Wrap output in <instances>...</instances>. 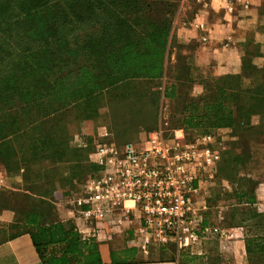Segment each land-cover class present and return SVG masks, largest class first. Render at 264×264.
<instances>
[{
	"label": "rangeland",
	"instance_id": "374dc122",
	"mask_svg": "<svg viewBox=\"0 0 264 264\" xmlns=\"http://www.w3.org/2000/svg\"><path fill=\"white\" fill-rule=\"evenodd\" d=\"M150 1H157L155 19L160 28L155 36L140 42L139 59H133L136 49L129 47L134 54L126 60L124 46L120 52L106 56V65L98 63L92 67L88 62L80 66L77 77L64 76L59 80L56 96L47 98L58 97L65 103L73 100L70 90L78 88L75 98L80 101L74 108L64 105L40 129L28 126L27 136L16 128L22 126L2 128L3 134L13 136L3 149H7V160L16 172L0 183V211L12 213L16 222L28 206L48 212L64 194V198L71 199L79 184L76 186V182L83 181L93 167L90 158L99 134L107 132L119 141H128L147 136L148 129H157L168 138L174 129L193 128L214 133L223 147L213 177L206 182L208 194L203 199L206 208L200 223L218 228V212L230 210L231 225L244 223V228L218 230L193 251L184 249L180 241L179 264H222V254L227 253V257L236 254L237 246L223 243L222 236L232 239L241 233L250 244L248 264H264V257L256 255L264 252V197L257 193L258 185L264 183V83L242 81L239 74L211 76L201 96L191 102L229 104L230 122L211 126L212 118H198L187 124L197 121L196 126L184 125L183 115L191 103L186 101L187 94L192 78L198 77L200 70L187 63L182 51L192 47V43L178 37L173 27L175 21L187 20L193 0ZM205 4L206 0L199 1L201 9ZM256 62V52L252 51L244 60L249 73L255 72ZM87 91L92 96L84 98ZM136 97L139 98L126 103V99ZM40 131L45 136L43 148L35 139ZM18 187L17 192L12 190ZM3 218L5 228L10 218ZM225 263L247 264L245 258L233 257Z\"/></svg>",
	"mask_w": 264,
	"mask_h": 264
},
{
	"label": "crops",
	"instance_id": "0c3cea01",
	"mask_svg": "<svg viewBox=\"0 0 264 264\" xmlns=\"http://www.w3.org/2000/svg\"><path fill=\"white\" fill-rule=\"evenodd\" d=\"M199 1L201 0H193L187 20L181 23L175 21L173 27L178 37L192 43V47L183 48L182 51L186 55L187 63L200 70L199 76L192 78L186 101H196L211 76L239 74L242 81L264 83V0H247L246 5L236 4L232 13H227L224 5L217 0H206L203 9L200 8ZM252 51L256 52L258 58L255 63L256 73L244 72V60ZM155 130L157 129H148L147 132ZM146 137L119 141L109 134L107 139L117 145L126 142L142 145ZM14 174L15 172L7 171L0 161V183ZM205 186L206 183L200 186L198 204H205L203 199L208 194ZM12 190L17 192L20 189L18 187ZM257 193L264 197V183L258 185ZM64 196L65 194L48 212L26 207L21 219L16 222L13 221L12 213L0 211V264L180 263L179 240H172L166 246L152 243L146 251L142 250L139 245L140 237L136 234L139 220L134 210L127 211L119 205L101 217L85 220L83 215H78L72 201ZM217 215L220 219L217 230L225 231L229 228L230 231H241L244 228V223L231 225L230 210H222ZM4 216L10 218L7 219L5 228ZM202 224L203 222L200 223ZM202 226L200 227L205 228ZM209 237L214 235L202 238L200 246L192 248L183 243L186 247L184 249L193 251L195 247H201L202 242ZM222 237L223 243L237 245L234 249L236 254H230L231 257H227V253L222 254V258L219 256L223 260L222 264H226V260L232 257L240 260L245 258L248 264L250 254L246 251V238L243 233L238 238L231 239L228 235ZM258 254L264 257V252L256 255Z\"/></svg>",
	"mask_w": 264,
	"mask_h": 264
},
{
	"label": "trees",
	"instance_id": "16d2710c",
	"mask_svg": "<svg viewBox=\"0 0 264 264\" xmlns=\"http://www.w3.org/2000/svg\"><path fill=\"white\" fill-rule=\"evenodd\" d=\"M155 4L150 0H0V161L7 171L16 172L3 149L13 136L3 134L2 128L22 126L16 128L27 136L28 126L40 129L64 105L74 108L80 101L75 98L78 88L70 90L73 100L65 103L58 97L47 98L56 96L64 76L77 77L80 66L88 62L92 67L106 65V56L124 46L126 60L134 54L129 47L136 49L133 59H139L140 42L155 36L160 28ZM90 96L92 92L87 91L84 98ZM139 97L126 99V103ZM188 106L182 121L186 126H196L197 121L187 124L198 118H212L211 126H224L231 120V107L226 103L191 102ZM35 139L43 148L42 131ZM94 170L91 167L89 174Z\"/></svg>",
	"mask_w": 264,
	"mask_h": 264
},
{
	"label": "built area",
	"instance_id": "2783aa9c",
	"mask_svg": "<svg viewBox=\"0 0 264 264\" xmlns=\"http://www.w3.org/2000/svg\"><path fill=\"white\" fill-rule=\"evenodd\" d=\"M227 13L247 0H217ZM107 132L95 139L91 164L95 170L78 184L70 199L85 220L101 217L116 206L134 210L139 220L136 234L143 251L156 243L179 240L187 247L199 245L217 228L200 227L205 204L197 203L200 186L213 177L222 156L214 133L183 128L165 138L150 132L142 145H117Z\"/></svg>",
	"mask_w": 264,
	"mask_h": 264
}]
</instances>
